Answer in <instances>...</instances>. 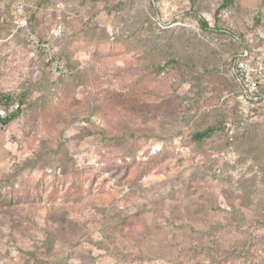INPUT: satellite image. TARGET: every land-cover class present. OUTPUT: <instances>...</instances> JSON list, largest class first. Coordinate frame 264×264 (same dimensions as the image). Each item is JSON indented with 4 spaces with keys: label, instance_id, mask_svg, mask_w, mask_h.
Returning <instances> with one entry per match:
<instances>
[{
    "label": "rangeland",
    "instance_id": "obj_1",
    "mask_svg": "<svg viewBox=\"0 0 264 264\" xmlns=\"http://www.w3.org/2000/svg\"><path fill=\"white\" fill-rule=\"evenodd\" d=\"M241 72L264 0H0V264H264Z\"/></svg>",
    "mask_w": 264,
    "mask_h": 264
},
{
    "label": "built area",
    "instance_id": "obj_2",
    "mask_svg": "<svg viewBox=\"0 0 264 264\" xmlns=\"http://www.w3.org/2000/svg\"><path fill=\"white\" fill-rule=\"evenodd\" d=\"M26 1L27 0H15V10L17 14L21 16L24 14V12L26 11ZM63 30H64L63 27L58 25L51 31V34L58 36L62 34ZM35 46L41 50L48 49L47 45L43 43H40V44L35 43ZM57 68L59 69L58 71L59 74L66 72V70H63V71L60 70V67L58 66ZM237 68H238V71H241L239 69V66H237ZM238 77L239 78L237 79V81L242 84L243 95L245 96V99L247 101L264 98V91L260 88L259 81L256 78L250 77L248 74H242V72L240 73ZM0 114L3 116L4 111H0Z\"/></svg>",
    "mask_w": 264,
    "mask_h": 264
},
{
    "label": "trees",
    "instance_id": "obj_3",
    "mask_svg": "<svg viewBox=\"0 0 264 264\" xmlns=\"http://www.w3.org/2000/svg\"><path fill=\"white\" fill-rule=\"evenodd\" d=\"M224 4H227V1H225ZM204 25V23L201 22V26ZM4 99L3 97H0V100ZM24 105V101L20 100L16 109L9 115L5 116L4 118H0V127H4L7 124H9L11 121L16 119L19 114L21 113V107ZM211 133H213L212 129H207L205 131L199 132V133H194L193 134V139L195 141H202L203 139L207 138Z\"/></svg>",
    "mask_w": 264,
    "mask_h": 264
}]
</instances>
